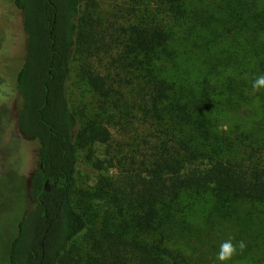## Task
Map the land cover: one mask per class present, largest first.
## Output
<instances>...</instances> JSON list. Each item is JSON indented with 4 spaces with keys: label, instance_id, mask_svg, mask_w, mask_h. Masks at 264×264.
Returning a JSON list of instances; mask_svg holds the SVG:
<instances>
[{
    "label": "trees",
    "instance_id": "16d2710c",
    "mask_svg": "<svg viewBox=\"0 0 264 264\" xmlns=\"http://www.w3.org/2000/svg\"><path fill=\"white\" fill-rule=\"evenodd\" d=\"M11 5L0 64L24 55L0 73V264H264V0ZM229 237L246 248L221 262Z\"/></svg>",
    "mask_w": 264,
    "mask_h": 264
},
{
    "label": "rangeland",
    "instance_id": "374dc122",
    "mask_svg": "<svg viewBox=\"0 0 264 264\" xmlns=\"http://www.w3.org/2000/svg\"><path fill=\"white\" fill-rule=\"evenodd\" d=\"M97 2L103 7L104 11H111L112 6H113V0H97ZM115 5V3H114ZM0 11H2L3 13L6 12V14L10 17L11 16L14 18V24H13V28H15L17 25L15 24L16 21V17H17V13L12 9V5H11V0H0ZM16 29V28H15ZM2 36L0 35V38ZM14 38H15V34H14ZM20 39V37H19ZM1 40V39H0ZM18 39L15 38V41H17ZM21 48L22 51H13L17 53V56H19V58H16L14 61L11 62H5V63H1L0 64V73L3 72V74L12 76V73H14V71L16 70V68L19 66L20 62L22 61L23 55H24V42H21V45L17 46L16 50H19ZM8 77L9 81H12V77ZM69 87H70V94L72 96V98L74 100L78 99V94L80 92L79 87L76 85L75 83V75H73L70 79L69 82ZM1 97V96H0ZM14 101H11V108H13L14 110ZM1 105H4V103H1ZM114 132V131H113ZM114 138H118L117 133H114ZM14 148V147H12ZM96 149L100 152L101 154V150H103L102 148H100L99 146H96ZM22 156L24 153V164L22 166V170L25 174V176H29V174L33 171V169L36 167V160H35V147L32 144H28L27 142L24 144V150H21ZM98 174V171L95 170L94 168L91 167L90 164H88L86 162V160L84 159V155L79 156L78 158V162H77V175H76V183L78 184L79 187H86L87 185H91L93 180L96 178V175ZM4 221H5V217L3 215V212L0 213V262L2 263V259L4 257L3 254V248H4V244H3V234H4Z\"/></svg>",
    "mask_w": 264,
    "mask_h": 264
},
{
    "label": "clouds",
    "instance_id": "9594fccd",
    "mask_svg": "<svg viewBox=\"0 0 264 264\" xmlns=\"http://www.w3.org/2000/svg\"><path fill=\"white\" fill-rule=\"evenodd\" d=\"M260 88H264V75L258 76L254 83L253 89L258 90ZM234 237H229V239L223 241L220 244L219 252L217 254V259L221 262H226L232 259L234 255L237 254V248H239L240 252H243L246 248V244L244 241H238L234 244L233 241Z\"/></svg>",
    "mask_w": 264,
    "mask_h": 264
}]
</instances>
